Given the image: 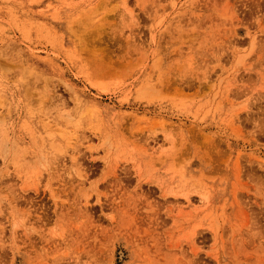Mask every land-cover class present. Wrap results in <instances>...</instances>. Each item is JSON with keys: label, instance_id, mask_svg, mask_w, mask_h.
Returning <instances> with one entry per match:
<instances>
[{"label": "rangeland", "instance_id": "obj_1", "mask_svg": "<svg viewBox=\"0 0 264 264\" xmlns=\"http://www.w3.org/2000/svg\"><path fill=\"white\" fill-rule=\"evenodd\" d=\"M0 264H264V0H0Z\"/></svg>", "mask_w": 264, "mask_h": 264}]
</instances>
